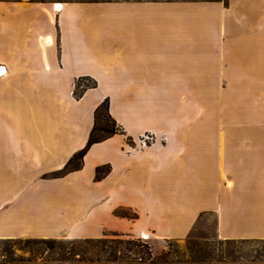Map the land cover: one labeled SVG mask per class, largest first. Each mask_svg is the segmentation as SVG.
<instances>
[{
  "label": "crops",
  "instance_id": "obj_1",
  "mask_svg": "<svg viewBox=\"0 0 264 264\" xmlns=\"http://www.w3.org/2000/svg\"><path fill=\"white\" fill-rule=\"evenodd\" d=\"M116 2L96 16L88 6L0 0V114L6 90L65 96L54 132H34L24 151L0 127V240L108 233L176 241L202 215L215 217L220 240L264 239V133L219 132L226 120L196 118L209 109L196 95L226 92L228 78L234 92H244V79L264 83V0ZM83 77L96 87L75 99L73 83ZM104 99L123 133L92 145L81 169L51 178L85 146ZM145 133L153 141L137 145ZM41 157L48 167L36 168ZM101 165L110 171L95 181ZM121 207L137 218L116 216Z\"/></svg>",
  "mask_w": 264,
  "mask_h": 264
},
{
  "label": "rangeland",
  "instance_id": "obj_2",
  "mask_svg": "<svg viewBox=\"0 0 264 264\" xmlns=\"http://www.w3.org/2000/svg\"><path fill=\"white\" fill-rule=\"evenodd\" d=\"M34 1H36L37 3L47 4L60 2L63 4H67L68 6H81L80 8L88 6L91 8H87V10H93V12L96 13V16L101 14L106 15L111 11L113 12L116 7L122 6L121 2H116L121 0ZM60 33L61 30L59 27H57L56 36L60 37ZM87 36H89L88 33ZM89 37L91 38V36ZM92 80L95 81L94 79ZM78 81L79 79H75L73 83V95L74 92H79L81 90V87L77 89L75 87ZM261 82H259L258 80V82L253 83L252 79H244V82L241 85L244 92H234L237 88V84L234 81H231L230 78H228L226 92L211 95H196L197 103L199 105H202L201 103L206 102L209 108L208 110H204L202 108L196 110V118L199 119L202 117L210 116L215 120H219L220 118L226 120L229 125L227 127L218 126L219 132H223L224 129H227L228 133L240 132L249 135L255 133H264V83L261 84ZM80 84L83 86L90 85V83L85 80H81ZM26 87L28 88L27 85ZM86 90H84L82 94ZM52 91L54 90H48L47 88H28V93L25 90H23L24 93H18V91H15L13 89L6 90L4 92L3 101L5 102V104H7V110L0 114V118L4 120V124L0 127H2L5 131V128H9L5 134L6 136L9 135V138H13L11 141H13L15 144H18V148L21 149L20 151L25 150L22 142L31 140V137L29 136H31L34 132L38 133L39 130L42 133H49V131L54 132L53 125L56 121L55 117L60 112V110L64 108V105L62 103L65 101V96L64 93L60 92L61 90H57L59 92L57 95H54ZM50 92L51 96L48 95ZM73 97L75 99H78L75 95ZM58 98H62L61 105H58ZM86 103L87 102H84L83 104L79 105L80 111L86 110ZM39 104H42L43 107L39 106ZM32 110H34L35 117L37 116L38 121H41L40 124H42L40 125V127L37 126L36 129L32 126ZM201 128L203 127L199 126L196 129L199 130ZM208 129H210V127ZM4 130H0V136L2 133H4ZM80 132L81 129L79 133ZM65 133L70 135L76 134L78 133V131L74 128H68L67 130H65ZM149 143L150 140H148L147 145H149ZM4 144L5 143L0 139V147ZM36 163V168L42 166L48 167L49 160L41 157L37 159ZM30 165L32 166L33 163H30ZM126 212L130 213L129 211ZM215 228V217L213 215H202L197 220L186 239L159 242L149 240L148 237L145 239H141L140 236L138 239L142 242H146L152 248V252L155 257H158L162 251H166L169 248L170 253L167 257V260L170 262H181L185 264L196 262L197 259L193 260L191 257V251L195 252L196 255L206 257V260L213 261V259L218 260L217 255L220 254V251L225 250V248L228 247V245H226L225 243H223V241L219 240L216 237ZM107 236V238L109 239L117 238L108 233ZM8 251L12 252L15 259L17 261H20L21 263H27V260L30 258V248L25 244V239H21V241L18 243H3L0 241V261L4 260L2 254ZM130 257L131 259H135V257L132 255ZM37 262L43 261L38 258L31 263Z\"/></svg>",
  "mask_w": 264,
  "mask_h": 264
},
{
  "label": "trees",
  "instance_id": "obj_3",
  "mask_svg": "<svg viewBox=\"0 0 264 264\" xmlns=\"http://www.w3.org/2000/svg\"><path fill=\"white\" fill-rule=\"evenodd\" d=\"M85 80L90 85H81L80 81ZM95 81L88 77L80 78L75 85L76 89L81 87L79 92H74L76 98L88 88H94ZM123 133L122 128L115 122L109 113V101L104 99L93 112V125L90 130L85 146L66 162L62 169L50 174L51 178H60L70 172L81 169L83 157L88 149L99 142H102L115 134ZM110 171L109 165H101L95 168L94 180L99 181ZM129 211L130 213H127ZM114 214L131 220L137 218V214L127 208H118ZM116 239L109 238H28L25 244L30 248V258L27 263L34 262L40 258L44 263H70V264H185L181 262H170L167 260L170 250L162 251L155 257L152 248L138 238L131 236L113 235ZM220 240V239H219ZM3 243H18L21 239H4ZM228 245L225 250L220 251L218 260H206V257L196 255L191 251V257L197 264L211 263H245L264 264V239H227L221 240ZM135 259H131L130 256ZM4 257L0 263H21L8 251L2 254Z\"/></svg>",
  "mask_w": 264,
  "mask_h": 264
},
{
  "label": "built area",
  "instance_id": "obj_4",
  "mask_svg": "<svg viewBox=\"0 0 264 264\" xmlns=\"http://www.w3.org/2000/svg\"><path fill=\"white\" fill-rule=\"evenodd\" d=\"M148 140H150V143L153 141V135L151 133H145L143 134L137 141V145H140V146H146L147 145V142ZM149 143V144H150ZM133 143H129L127 145V147L130 149L132 148V145ZM145 235H141V239H145Z\"/></svg>",
  "mask_w": 264,
  "mask_h": 264
},
{
  "label": "bare ground",
  "instance_id": "obj_5",
  "mask_svg": "<svg viewBox=\"0 0 264 264\" xmlns=\"http://www.w3.org/2000/svg\"><path fill=\"white\" fill-rule=\"evenodd\" d=\"M54 6L57 7V8H59L60 7V4L56 3V4H54ZM144 235H145L146 238L148 237L146 234H144Z\"/></svg>",
  "mask_w": 264,
  "mask_h": 264
}]
</instances>
